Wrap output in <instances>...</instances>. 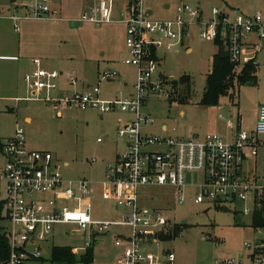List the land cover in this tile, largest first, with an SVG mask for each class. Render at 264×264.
I'll return each instance as SVG.
<instances>
[{"label":"rangeland","instance_id":"1","mask_svg":"<svg viewBox=\"0 0 264 264\" xmlns=\"http://www.w3.org/2000/svg\"><path fill=\"white\" fill-rule=\"evenodd\" d=\"M54 1L61 10V17L74 20L82 17L86 2L92 5L94 0ZM130 1L115 0V12L124 4L128 8ZM181 3L199 7L205 19L213 15L214 7L227 10L232 16L260 11L264 18V0H143V9L150 13L153 20H171ZM2 7L10 8L11 0H0V9ZM13 24L10 20L0 19V53L5 52L3 45L7 43L14 48L12 53L20 57L19 61L0 60V96L29 95L24 78L26 72L32 69L30 59L34 57L41 58L43 67L63 72L58 80L57 92L61 97L97 85L105 99H114L120 93L128 94L133 90L138 72L135 66L124 63V34L117 22L104 25L83 21L73 23L71 20L20 21L19 33ZM106 30H109V38ZM200 31L198 25H191L186 45H179L171 51H159V71L170 84L176 85V94L172 100L158 96L149 98L142 111L150 114L156 123L142 124V132L182 138L194 133L203 138L207 133H221L223 130L224 136L230 137L237 128L239 116L242 129L251 130L256 125L257 109L264 105V46L255 54L258 83H236L232 89L236 94L234 98L230 94L222 95L217 104H204L208 74L220 46L214 39H203ZM188 47L190 51H187ZM20 48L22 51H19ZM252 57L253 53L245 52L243 60L245 62ZM106 71H117L118 75L106 79L103 77ZM72 72L78 81L75 85L69 77ZM184 77L188 81L183 80ZM52 104L45 99H0V139L12 136L19 125L24 129L27 146L50 151L54 161L62 165L61 170L67 180L87 178L93 182L92 197L80 203H62V206L90 205L95 219L122 218L125 208L118 209L116 201L105 198L102 189L103 182L107 180L108 165L114 164L118 154L126 147L125 139L117 133L119 118L127 123L134 119V114L120 110L102 114L97 108H82L74 103L57 111ZM26 117L30 118L29 122ZM163 125L168 127L166 131ZM258 151L257 157L245 160L243 168L251 180L256 178L264 182V146ZM199 179L198 174H187L189 185ZM195 190L185 188L186 199L179 202V192L173 185L140 187V205L161 211L175 229L179 227L174 238L163 240L160 247L152 245L145 248L146 254L159 261L172 251L180 264H209L225 257L237 258L247 254L250 248L246 243L254 244L262 239L264 230L255 226V215L243 213L245 202L232 203L227 211L225 207L210 202L196 203L190 194ZM5 197L6 184L0 180V200ZM250 205L253 206L252 200ZM0 226L7 234L10 222L2 218ZM73 228L68 224L57 225L49 240L42 242L43 259L31 260L32 264H50L55 245L76 247L80 256L88 239L94 241L92 264H119L118 258L124 248L117 246L116 240L132 232L131 227L116 224L110 232L90 237L88 233Z\"/></svg>","mask_w":264,"mask_h":264},{"label":"built area","instance_id":"2","mask_svg":"<svg viewBox=\"0 0 264 264\" xmlns=\"http://www.w3.org/2000/svg\"><path fill=\"white\" fill-rule=\"evenodd\" d=\"M14 20L57 19L58 11L52 0H11ZM22 12V13H21ZM207 19L203 11L188 3L177 7V15L171 20H153L143 9V0H131L124 22L127 24L126 46L128 56L124 63L137 68V80L133 91L120 93L114 99H103L99 85L72 95H57L58 70L37 68L25 74L27 91L25 99H45L62 110L69 104L94 107L107 113L120 110L134 114L130 122L119 118L118 136L125 139V150L120 152L114 164L106 169L103 195L113 198L117 208H125L122 218L95 219L90 205L62 206L66 202H78L93 196L92 181L88 179L67 180L62 165L54 161L50 151L30 149L24 129L17 125L15 134L4 140L0 147V180L6 184L3 218L10 222L7 232L10 258L6 264H32L31 260L43 259L42 242L49 240L59 224H68L73 230L88 233L90 237L110 232L116 224L131 227L129 236H119L116 245L123 247L119 264H180L172 251L164 260L156 261L145 248L161 246L166 236H173L175 227L161 211L142 207L139 189L145 185H173L179 192L177 200L186 199L185 188L196 203L210 202L229 208L232 203H246L243 213L264 214V182L251 180L244 172L243 163L258 154L263 144L264 105L260 107L253 130L241 128L233 139L218 132L207 133L203 138L190 133L188 138L152 135L142 132V124H155V120L142 111L149 98L158 96L167 100L175 97V86L159 71V51L186 45L191 25H198L203 39L223 42V49L240 72L246 62H256L255 54L264 46V18L262 13L232 16L227 10L214 7ZM109 0H99L89 6L79 21L102 24L109 22ZM253 57L245 61V52ZM117 71H106L104 78H114ZM157 76V77H156ZM71 82L78 83L74 72ZM198 174V182L188 184V173ZM252 200L253 206L250 205ZM258 230L264 228L257 227ZM85 240V250L93 245ZM250 252L240 257H225L209 264H264V233L254 244L246 243ZM252 249V251H251ZM84 250V251H85ZM73 252L78 253L76 247Z\"/></svg>","mask_w":264,"mask_h":264},{"label":"trees","instance_id":"3","mask_svg":"<svg viewBox=\"0 0 264 264\" xmlns=\"http://www.w3.org/2000/svg\"><path fill=\"white\" fill-rule=\"evenodd\" d=\"M219 44V52L213 58V65L207 78V88L203 97L204 104H217L222 95L230 94L232 98L235 93L232 89L235 84L239 85L245 83H258V64L255 62H248L243 65V68L238 73L235 70V64L230 61L228 53L223 49V42L217 40ZM183 80L188 81L187 77ZM176 86V85H175ZM10 138V137H9ZM6 140V139H4ZM4 140L0 139V147ZM4 200H0V220L3 218ZM254 224L256 227H264L263 212H256L254 216ZM179 232V227H176L173 236H166L167 239L174 238ZM10 245L8 235L0 226V264L7 263L10 258ZM94 261L93 248L88 247L80 256L73 252L72 246H57L52 248L50 264H77L82 262L84 264H92Z\"/></svg>","mask_w":264,"mask_h":264},{"label":"crops","instance_id":"4","mask_svg":"<svg viewBox=\"0 0 264 264\" xmlns=\"http://www.w3.org/2000/svg\"><path fill=\"white\" fill-rule=\"evenodd\" d=\"M99 0H94L91 4L92 5H94V4H96L97 2H98ZM114 2H115V0H111V2H109L110 3V8H111V16H110V21L109 22H104V23H102V24H104V25H110V24H115L116 22L119 24V27L121 28V31H122V33L124 34V42H123V45H122V49H123V53L124 54H126V57L128 56V49H127V46H126V35H127V24L123 21L124 20V17L127 15V8H126V6L127 5H123L120 9H118V11H116L115 12V7H114ZM11 5H12V3H11ZM52 5H53V7L58 11V18L57 19H41V20H36V19H20V20H14L13 18H11V15H12V8L10 7H7V8H4V7H2L3 9H0L2 12H4V13H1L0 12V19H3V20H10L12 23H14L13 25H14V29H15V31L16 32H20L21 31V25H20V21H24V22H26V21H49V22H51V21H64V20H71V21H73V23H76V22H81V21H79L78 19H69L68 17H61L59 14L61 13V10H60V8L58 7V5H57V3L54 1V0H52ZM89 6H91V5H89V2H86V4H85V10L89 7ZM22 13V12H21ZM116 13V14H115ZM150 14V13H149ZM176 15H177V8H176ZM176 17V16H175ZM106 36L109 38V30H106ZM4 48H3V50L5 51L4 53H0V60H9V61H19L20 60V57L17 55V54H15V53H12V51L14 50V48H12L11 47V45H9V44H7V43H5L4 45ZM110 46V45H109ZM110 50H112V47L110 46ZM191 50V48L190 47H188L187 48V51H190ZM19 51H22V49L20 48L19 49ZM247 52V51H246ZM30 63H31V66H32V69H30L29 71H32V70H34V69H37V68H43V69H47V70H56V69H48V68H46V67H43V65H42V60H41V58H39V57H34V58H32V59H30ZM246 63H248V62H246ZM245 64V63H244ZM243 64V65H244ZM212 65H213V63H212ZM242 68H243V66H242ZM29 71H27V72H29ZM211 71V70H210ZM26 72V73H27ZM61 73V75L63 74V72H60ZM8 83H11V81H9ZM89 88H91V86H88L87 87V89H85V90H83V91H86V90H88ZM133 91V90H132ZM131 91V92H132ZM58 92V91H57ZM100 96H101V94H100ZM27 97V96H26ZM26 97H20V96H15V95H11V96H0V99H5V100H15V101H21V100H28V99H25ZM101 98H103V99H105L104 97H102L101 96ZM262 105H260L259 107H258V109H257V118H256V123H257V120H258V116H259V110H260V107H261ZM25 120L27 121V122H29L30 121V118L29 117H26L25 118ZM237 123H241V125H242V120H241V116H239V118H238V122ZM256 126V125H255ZM255 126L253 127V129L255 128ZM163 129H164V131H166L167 129H168V127L166 126V125H163ZM221 129H223V128H221ZM253 129H251V130H253ZM118 130V129H117ZM236 130H237V128H236ZM235 130V131H236ZM235 131L234 132H232L231 133V135H230V137H227V136H225V137H227L228 139H233L234 138V135H235ZM15 134V133H14ZM13 134V135H14ZM220 134H222L223 136H224V132H223V130H222V132L220 133ZM12 135V136H13ZM12 136H10V137H12ZM164 136H166V135H164ZM9 138V137H8ZM8 138H6V139H8ZM261 140L263 141L262 143V145L260 146V147H262V146H264V140L262 139V136H261ZM259 147V148H260ZM258 154H259V151H258ZM258 154L256 155V156H252V157H249V158H254V157H257L258 156ZM248 159V158H247ZM67 164V163H66ZM83 179H87V178H83ZM92 185H93V182H92ZM93 188V187H92ZM102 192H103V189H102ZM91 209H92V207H91ZM229 209V208H228ZM84 252V251H83Z\"/></svg>","mask_w":264,"mask_h":264},{"label":"water","instance_id":"5","mask_svg":"<svg viewBox=\"0 0 264 264\" xmlns=\"http://www.w3.org/2000/svg\"><path fill=\"white\" fill-rule=\"evenodd\" d=\"M225 210H227V211H228L229 209H228V208H225Z\"/></svg>","mask_w":264,"mask_h":264}]
</instances>
